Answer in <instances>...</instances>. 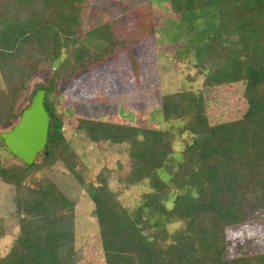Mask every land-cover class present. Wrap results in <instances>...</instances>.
Returning <instances> with one entry per match:
<instances>
[{
	"label": "trees",
	"instance_id": "1",
	"mask_svg": "<svg viewBox=\"0 0 264 264\" xmlns=\"http://www.w3.org/2000/svg\"><path fill=\"white\" fill-rule=\"evenodd\" d=\"M89 2L0 0V134L19 121L21 94L40 65L48 62L55 67L49 84L36 88L46 89L44 103L50 116L42 159L31 165L0 164V180L15 187L16 215L24 226L21 240L8 255L0 256V264H75L76 202L47 174L35 176L65 159L64 120L54 96L63 81L119 51H127L135 64L138 37L118 34L111 22L84 31L83 12ZM170 5L172 12L188 16L191 23L193 17H215L212 30L197 41L195 65L205 76V86L245 84L247 110L240 119L211 123L202 92L164 94L163 118L182 119L183 131L194 136L176 167L173 130L79 118L77 129L89 130L92 141L127 143L132 169L126 184L148 179L152 188L144 195L142 208L131 216L108 181L89 187L104 262L264 264V252L232 256L237 243L228 235L264 221V0H170ZM204 9V14L198 13ZM210 69L215 70L214 77L207 74ZM167 168L172 173L165 181L159 171ZM164 191L171 193V207L159 198ZM174 223L184 226L170 229Z\"/></svg>",
	"mask_w": 264,
	"mask_h": 264
},
{
	"label": "rangeland",
	"instance_id": "2",
	"mask_svg": "<svg viewBox=\"0 0 264 264\" xmlns=\"http://www.w3.org/2000/svg\"><path fill=\"white\" fill-rule=\"evenodd\" d=\"M187 18L172 12L170 0H90L84 9V31L111 22L118 34L138 37L133 46L135 64L127 51H119L102 64L81 70L74 78L63 81L54 96L64 120L67 142L62 150L65 159L35 176L40 178L43 173L47 174L76 202L75 264H105L99 224L92 213L91 185L108 181L118 193L120 205L131 216L142 208L144 195L152 191L148 179L134 185L126 184L132 169L129 145L92 141L88 137L89 130L77 129L79 118L173 130L176 134L173 167H176L182 161L183 149L194 136L183 131L182 119L163 118L161 98L164 94L184 89L202 92L211 123L240 119L247 110L245 84L224 82L205 86V76L195 65L197 41L207 30H212L215 17H193L192 23ZM149 27L154 29L151 34L147 31ZM54 69L48 62L40 65L21 94L19 111L28 106L37 87L49 84ZM207 74L214 77L216 72L210 69ZM41 159L39 155L36 160ZM0 164L5 167L24 164L5 147L1 138ZM71 165L73 171L68 169ZM171 173V168L159 171L165 181ZM15 193L13 185L0 180L1 257L10 253L24 234V226L16 215ZM159 198L171 207L169 191L159 193ZM180 225L184 226L171 224L170 229ZM228 235L237 243L231 251L232 256L264 252V221L230 230Z\"/></svg>",
	"mask_w": 264,
	"mask_h": 264
},
{
	"label": "water",
	"instance_id": "3",
	"mask_svg": "<svg viewBox=\"0 0 264 264\" xmlns=\"http://www.w3.org/2000/svg\"><path fill=\"white\" fill-rule=\"evenodd\" d=\"M46 89H38L14 128L0 134L8 150L31 165L45 151L50 128V116L45 107Z\"/></svg>",
	"mask_w": 264,
	"mask_h": 264
}]
</instances>
